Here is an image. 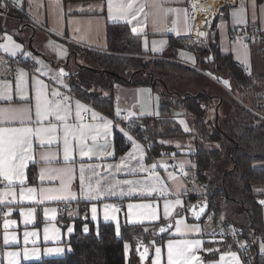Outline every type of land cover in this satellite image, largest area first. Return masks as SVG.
<instances>
[{"label":"crops","instance_id":"crops-1","mask_svg":"<svg viewBox=\"0 0 264 264\" xmlns=\"http://www.w3.org/2000/svg\"><path fill=\"white\" fill-rule=\"evenodd\" d=\"M11 2V6L17 12L2 13L0 45L9 44L5 38L7 35L11 36V43L18 44L21 48L15 56H11L3 48H0V127L35 128L40 126L35 115L36 86L34 78L43 80L48 85L46 94L49 98H51V89L53 88L63 95L71 97L72 117L70 123L76 122L75 101L79 100L91 110L100 113L102 117L111 120L112 126L106 137L101 135L96 141H93L91 136L94 133H91L87 140L83 141V144L87 145L84 151L92 149L89 156L82 157L80 154L81 144L73 140L68 161L64 159L63 131L62 128H58L59 139L54 140L51 146L45 144L41 147L38 141L34 140L33 151L29 153L33 159L27 163L23 170L22 184L19 180H14L9 188L8 182L0 178V264H21L41 258L64 255L70 249L67 240L74 232V219L79 216L80 204H86V215L95 225L99 222L113 223L116 233L119 232L122 215L129 224L155 223L160 219L174 217L169 237L163 244L153 246L150 264L156 258V248L161 249V264H167V244L170 239L200 240L201 247L196 251V255L201 258V264L220 261L222 255H225L224 264H232L231 257L226 255L231 252L237 254L239 264H244L238 251L219 249V244L222 241L215 236L219 224L214 221L212 214L207 217L209 220L203 218L202 221L194 216L192 210L195 205L191 200L197 194L193 182L195 164L190 159L189 153H184L187 151L171 152L148 158L146 146L135 138L122 125L121 121L116 119L117 111L113 110L112 115L101 112L70 92L68 76L63 75L58 78L63 83L52 80L51 76L54 73H59L57 68L61 65H63L64 71L71 74L78 68V62L81 65L87 63L84 57L71 54L69 45L87 50L105 51L106 24L127 23L131 31L134 27L138 29L136 32H132L142 36V48L146 55L157 58L169 54L170 38L190 41L191 44L197 37H202L203 44L197 45L204 46L215 33L220 52L230 54L233 60L244 67L247 74L252 77L253 85L250 95L255 97L264 95V0H223L221 12L213 25V31L211 29L204 30V32L202 28L189 23L187 0H135L137 6L143 5L144 8L137 19L131 22H129L131 18L125 20L110 16L108 0H19V3H14L11 0ZM0 4L3 8L8 7L4 0H1ZM169 9L181 11H166ZM248 26H257L261 36L250 39L251 42L247 44L239 31ZM33 30L35 34L32 38V47L35 52L28 47ZM198 32H203L205 35L199 36ZM185 52L191 55L190 60L182 58V53ZM172 53L176 55L174 61L196 70V75L191 76L194 81L198 82L199 79L205 78L206 81H212L222 90V81H218L214 76L208 74L210 68L208 70L207 65L203 64L200 57L190 48L180 45ZM15 57H19L20 61L14 62ZM66 59L68 63H66ZM37 60L42 63H37ZM72 61L74 63H71ZM20 69H24L26 73L23 79H21ZM37 69H41V71H37ZM45 70H50L47 75L42 74ZM169 77L173 78L174 75L168 74L165 80L167 81ZM206 85H201L200 89H206ZM115 100L118 101L121 109L126 110L128 114L126 120L159 114L160 108L158 110L156 107L150 86L117 84L114 86ZM173 111L174 109L171 110V114L175 116L177 122L188 123L184 112L176 114ZM84 122L91 123V112H89V119ZM44 125H47V121L44 122ZM183 128L189 131V128L184 126ZM116 132L124 136L129 142V147L125 152L115 157L114 138ZM124 133L131 136L141 147L142 164L145 169L143 172L133 173L131 171V167H138L136 160L131 161L130 168L120 172H117L115 168L109 172L106 167V165L120 163L121 159L132 151V142ZM41 152L51 153L48 161L41 159ZM101 152H112L113 155L101 157ZM137 156L139 158L140 153H137ZM32 164L36 167V183L28 181V168ZM81 165L84 166L83 172ZM97 165L99 167H96ZM153 165H155L154 168ZM171 165H175V171L171 169ZM255 165L264 164L257 163ZM41 169L45 170L43 174ZM63 169L70 171H60ZM149 169L152 170L149 171ZM154 174L158 179L152 178ZM116 180L150 183L157 191L151 195L139 192L129 193L128 186L121 185L124 188L123 194L117 189L115 195L110 196L90 198L85 195L89 184L96 187L99 181L102 190H107L108 183L105 181L114 183ZM252 188L256 194L260 195L259 202L264 201V184L254 185ZM29 189L33 191L29 192ZM42 189L46 191L41 192ZM9 191H11L10 195L7 194ZM176 200H179L180 204H174ZM166 201L172 202L170 214L167 216L164 214ZM130 203L134 205L150 204L156 210L157 219L152 220L146 215H142L146 212L144 209L130 210L127 207ZM261 204L264 218V203ZM239 209L241 210L240 207ZM176 212L178 215H175ZM61 214L64 216L61 217ZM219 218V220L228 221ZM177 221L183 222L181 233L176 232ZM184 224L198 225L199 231L195 229L187 231L183 227ZM83 231L87 232L88 227L84 226ZM6 238L7 243L5 242ZM262 246H264V241L258 244L259 252L264 253ZM57 248L63 249V251H55ZM130 249V243L126 242L124 244L126 257H129ZM215 250H219L216 258L204 259L203 252L210 253ZM10 253H15V255H9Z\"/></svg>","mask_w":264,"mask_h":264},{"label":"trees","instance_id":"trees-1","mask_svg":"<svg viewBox=\"0 0 264 264\" xmlns=\"http://www.w3.org/2000/svg\"><path fill=\"white\" fill-rule=\"evenodd\" d=\"M5 10L7 14L17 12L11 6L3 8L0 4V32ZM105 34V51L69 45L71 54L87 60L85 65H78L69 74L70 92L101 112L112 115L115 85H146L157 91L161 85L159 80H163L166 87L160 90L159 114L121 120L122 125L146 146L148 158L187 151L184 153H189L195 164L193 182L204 188V195L196 194L191 200L195 205L192 210L194 216L202 221L212 214L218 223L222 202L237 204L245 214L246 224L239 228L231 221H224V224L240 230V237L235 244L222 242L219 249L239 251L240 246L246 244L248 263L264 264V253L258 249L259 242L264 241L263 206L259 202L260 195L252 188L264 184V165H255L264 164V95H250L252 77L230 54L220 52L215 33L204 46L170 38V52L160 58L146 55L142 36L133 33L127 23H107ZM180 45L194 51L203 64L211 67L210 73L219 81H227L225 87L233 88L236 95L226 91L216 94L208 89L181 94L171 88L165 80L168 74L193 76L197 73L174 61L176 55L172 52ZM209 54L213 56L212 62L206 59ZM220 69L225 70L229 78L223 79ZM93 83L98 88L109 89V92L91 91L88 86ZM216 106L218 120L215 125ZM176 108L191 116V131L185 130L171 114V110ZM114 142L115 157L129 147V142L118 132ZM28 178L29 183H36L34 164L28 168ZM79 210V216L74 219V232L67 240L70 249L64 255L21 264H150L153 246L163 244L174 222V217H171L155 223L129 224L122 215L119 232L116 233L113 223L99 222L95 225L89 220L86 204H80ZM84 226L88 227L87 232L83 231ZM161 228L164 231H160ZM252 234L256 236L252 237ZM126 242L130 243L129 257L124 250ZM218 251L203 252V257L216 258Z\"/></svg>","mask_w":264,"mask_h":264},{"label":"snow or ice","instance_id":"snow-or-ice-1","mask_svg":"<svg viewBox=\"0 0 264 264\" xmlns=\"http://www.w3.org/2000/svg\"><path fill=\"white\" fill-rule=\"evenodd\" d=\"M14 3H19V0H13ZM108 11L110 16H116L120 19L135 21L137 16L143 12V5L137 6L135 0H108ZM203 10V9H201ZM166 11H181L179 9H169ZM240 22V21H237ZM138 29L133 28L132 31L136 32ZM199 36H204L205 33L198 32ZM6 40L9 41V44L0 45V48H3L5 52L9 53L11 56H15L20 50L21 46L18 44L11 43V36L6 35ZM164 43V41H161ZM37 63H42L37 60ZM41 71V69H37ZM50 70H45L42 72L43 75H47ZM21 79L26 75L24 69H20ZM64 70L60 69L59 73H54L51 76L52 80H57L59 83H63L62 80H59V77L64 75ZM35 79L36 94H35V115L37 121L40 123L38 127H19V128H4L0 127V178L8 182L9 188L14 180H19L21 184L23 183L24 168L27 166V163L33 159V156L29 153L33 151L34 140L38 141L39 145L43 147L45 144L51 146L54 140H58L59 136L57 135V129L62 128L63 131V144H64V159L69 160V151L72 141L75 140L77 143L81 144V156H89V153L92 149L84 151V148L87 147L86 144H83V141L87 140L91 133H94L91 138L93 141H96L98 137L103 135L107 136L110 127L112 126V121L106 117H102L100 113L95 110H91L87 105H83L79 100L75 101V123H70V118L72 117V108H71V97L63 95L57 89H51V98L46 94L48 85L44 83L43 80L38 78ZM227 84V81H224ZM67 87V85H64ZM91 112V123H85V118L87 114ZM119 115V110L117 111ZM52 118V119H49ZM47 121V125H44V122ZM55 121V122H54ZM59 122V123H56ZM123 131V129H121ZM128 136L129 141L132 142V151L126 154L125 157L121 159V162L115 165H106L109 172L112 168H115L117 172L123 171L126 168H130L131 161L136 160L138 167H131V171L136 173L137 171L143 172L144 166L142 164V152L141 147L131 136L127 133H124ZM137 153H140L138 158ZM51 153L41 152L40 157L44 161H48ZM112 152H101V157L112 156ZM96 167H99L97 165ZM155 165H153V168ZM84 166L81 165V171L83 172ZM152 169H149L151 171ZM45 170L41 169L43 174ZM60 171L68 172L70 170L63 169ZM43 178V176H42ZM153 179H158L155 174L152 177ZM108 183L107 190H102V186L99 181L97 182L96 187H92L89 184L88 190L85 193L90 198H96L97 196L105 195H115L117 189L123 194L124 188L121 185H127L129 193L139 192L141 194L151 195L157 189L152 186L150 183H143L141 181L134 180H116L114 183ZM33 191L29 189V192ZM46 190L42 189L41 192ZM54 191V190H47ZM7 194H11L9 191ZM54 198V197H46ZM261 203H264L262 201ZM174 204H180L179 200H176ZM131 209H144L148 218L155 220L157 219L156 210L150 204H128L127 206ZM172 207V202L166 201L164 204V214L165 216L169 215L170 208ZM203 209H201V212ZM197 216L200 213H196ZM182 221H177L176 232L181 233ZM184 229L191 231L195 229L199 231L198 225H183ZM71 231V229H69ZM160 231H164L163 228ZM7 243V238L5 240ZM201 241L196 239H170L167 244V264H201V258L196 255V251L201 247ZM243 247V245H241ZM127 248V245H125ZM264 247V246H262ZM55 251L60 252L63 249H55ZM147 252V249H145ZM156 258L152 260V264H161L160 255L161 249L156 248ZM9 255H15V253H10ZM226 255L231 257L232 264H239V258L235 252L227 253ZM225 255L220 257V261L210 262V264H224Z\"/></svg>","mask_w":264,"mask_h":264},{"label":"built area","instance_id":"built-area-1","mask_svg":"<svg viewBox=\"0 0 264 264\" xmlns=\"http://www.w3.org/2000/svg\"><path fill=\"white\" fill-rule=\"evenodd\" d=\"M5 2L8 4V6L12 5L11 0H5ZM222 5H223V0H187L186 7H187V17L189 23L191 25L194 26L197 25L199 28H202L203 32L204 30L205 31L211 30L215 18L221 12ZM7 13H8L7 10H5L4 14ZM239 32L243 36L244 41L247 44L251 42L250 39L258 38L261 36L257 26H248L241 29ZM202 42H203V38L197 37V39L193 42V44L202 43ZM19 61H20L19 57L14 58V62H19ZM112 106L114 111L119 110V115H117L116 118L118 121L127 119L128 114L125 109H121L119 107L118 101L115 100ZM88 119H89V113L87 114L85 120ZM160 154L163 153L160 152ZM171 169L175 171L176 169L175 165H171ZM63 216L64 215L61 214V217ZM218 224H219V229L215 233L216 238H218L222 242L228 241L230 245L238 242L240 237V230L234 228L231 225L224 224V221L222 220H219ZM255 236H256L255 234H252V237ZM247 250H248V245L244 244L243 247L240 246V249L238 251L240 253V256L242 257L244 264H249Z\"/></svg>","mask_w":264,"mask_h":264},{"label":"rangeland","instance_id":"rangeland-1","mask_svg":"<svg viewBox=\"0 0 264 264\" xmlns=\"http://www.w3.org/2000/svg\"><path fill=\"white\" fill-rule=\"evenodd\" d=\"M196 44H203V42L202 43H196ZM182 55H183V57H182L183 59L190 60L191 55L188 52L182 53ZM71 63H74V62L72 61ZM78 63H79V65H81L80 62H78ZM206 67L208 68V70H209V68L211 69V67H208V66H206ZM220 70L222 72L221 77L223 79L229 78V74L225 70H222V69H220ZM203 72L208 73L207 71H203ZM208 74L212 75L211 73H208ZM214 78L216 80H218L215 76H214ZM167 82L171 88L175 89L177 91V93H181V94L198 92L200 90L201 85L207 84L205 86L206 89H208V91H210L212 93L222 94L223 91H226L232 96L236 95L233 88H226L225 87L224 81H222V90H221V88H218V86L213 84L212 81H206L205 78H203L202 80L199 79V81L197 82V81H194L191 76H182L179 74L174 75L173 78L169 77L167 79ZM88 87H91V91H93V92L101 91L104 94H107L109 92V89H107V88H101V87L98 88V86L95 83H93L92 86L89 85ZM163 89H164V86L160 85L159 90L152 91L154 102L156 103V107L158 110L160 108V98H161L160 90L162 91ZM247 97H245V98H247ZM173 113L180 114V113H183V111L180 108H176V109H174ZM186 119L188 120V123L184 121V124H183L180 121V124L183 125L187 129L189 128V131H191L192 130V118H191V116L187 115ZM195 190L197 191V194H199L200 196L204 195V188L202 185H195ZM207 217H209V216H206L205 218H207ZM220 217L223 219H226L228 221H231V223L233 225H236L239 228L245 226V224H246L244 212L239 209L237 204H235L231 201H223L222 202ZM207 220H209V218H207ZM261 250H263V249H261Z\"/></svg>","mask_w":264,"mask_h":264},{"label":"water","instance_id":"water-1","mask_svg":"<svg viewBox=\"0 0 264 264\" xmlns=\"http://www.w3.org/2000/svg\"><path fill=\"white\" fill-rule=\"evenodd\" d=\"M34 34H35V31L33 30V32H32V35H31V37L29 38V41H28V47L31 49V50H33V47H32V38H33V36H34ZM33 52H35L34 50H33ZM208 60L209 61H212L213 60V56H212V54H209L208 55ZM66 63H68V60L66 61ZM58 71L60 70V69H63V65H61V66H59L58 68ZM64 70V69H63ZM97 71H102V70H97ZM64 76L66 75V76H69V72H66V71H64ZM160 81V83L164 86V87H166V84H165V82L163 81V80H159ZM217 120H218V107L216 106L215 107V125L217 124Z\"/></svg>","mask_w":264,"mask_h":264}]
</instances>
